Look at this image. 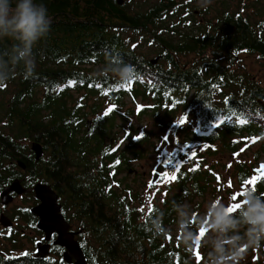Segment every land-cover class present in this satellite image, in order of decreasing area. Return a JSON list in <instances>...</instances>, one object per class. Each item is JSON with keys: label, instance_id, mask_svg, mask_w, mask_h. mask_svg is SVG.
<instances>
[{"label": "trees", "instance_id": "1", "mask_svg": "<svg viewBox=\"0 0 264 264\" xmlns=\"http://www.w3.org/2000/svg\"><path fill=\"white\" fill-rule=\"evenodd\" d=\"M200 1L37 0L48 8L51 30L34 48L35 74L25 79L20 66L0 85V117L10 133L0 132V140L13 147L21 137L41 144L43 159L36 163L31 155L29 173L44 167L45 182L53 188L60 182L62 214L79 232L88 264H203L206 248L187 251L171 236L177 226L171 206L198 208L223 185L209 159L238 153L240 141H264V84L240 61L245 56L264 62V0L196 6ZM194 10L202 19L199 34L187 30ZM138 37L157 54L155 64L133 46ZM11 43L0 41V50ZM192 53L194 60L182 63ZM109 56L132 65L137 78L122 87L110 73L97 76ZM134 105L139 118L157 111L179 117L174 125L162 123V132L171 127L175 133L184 117H195L197 131L178 129L185 138L161 163L162 172L177 179L158 205L140 200L121 177L143 158L150 138L129 122ZM260 149L264 153V145ZM192 153L195 159L183 160ZM234 174L241 186L249 178L244 164H236ZM255 191L264 196V180ZM158 210L165 212L166 235L149 230ZM52 255L8 253L0 255V264H65Z\"/></svg>", "mask_w": 264, "mask_h": 264}, {"label": "clouds", "instance_id": "2", "mask_svg": "<svg viewBox=\"0 0 264 264\" xmlns=\"http://www.w3.org/2000/svg\"><path fill=\"white\" fill-rule=\"evenodd\" d=\"M202 3L206 6L211 0H202ZM50 30L51 18L44 3L0 0V41H12L10 47L0 50V85L20 66L25 79L35 74L34 48ZM106 61L97 76L110 73L122 86L137 78L134 67L119 57L109 56ZM229 207L222 201H209L205 212L197 216L186 202H173L171 206L177 217V240L187 251L206 248L203 264H240L247 250L264 242V196L249 189L237 210L229 211ZM164 216L165 212L158 210L150 220L149 230L155 235L168 233L163 225Z\"/></svg>", "mask_w": 264, "mask_h": 264}, {"label": "rangeland", "instance_id": "3", "mask_svg": "<svg viewBox=\"0 0 264 264\" xmlns=\"http://www.w3.org/2000/svg\"><path fill=\"white\" fill-rule=\"evenodd\" d=\"M143 4L146 1H150V3H154L156 0H141ZM213 1H211L208 5H213ZM203 5L202 2H196V6ZM199 16H195L190 22L188 26V30L199 28V25L202 23H197ZM199 34V30L198 33ZM131 34H128L126 37L131 38ZM134 38V37H133ZM132 39V38H131ZM138 40L133 44L139 46V51L142 57H145L148 60H154L157 54H154V51L148 49L149 46L144 44L143 40ZM141 39V38H140ZM183 58V57H182ZM193 56H187V58L182 59V63L189 64L193 61ZM242 66L244 67L246 73L256 79L261 84H264V62L259 60L257 57H241L240 59ZM140 102V101H139ZM143 107H147L149 102H141L138 104ZM136 105L130 106L129 110H132L133 116H130L129 122L131 121V125L133 127H138L140 133L146 132L148 134V148L144 153L143 158L141 160L135 161L131 164V168L124 172L121 176L124 180V184H127L128 187H131L133 192L138 195L140 200L143 202H147L149 206L160 204L161 200L164 197L166 187L170 186V182H168L165 178L155 184L153 187L148 189V184L150 182L151 176L154 172H159L161 175L166 173L167 170L162 172L161 163L167 160L170 157L171 152L175 149L174 146L180 143L182 139L185 138L182 132H178V129L186 128L192 131L195 130V117L192 113L188 114L183 118L185 123H181V126L176 129L177 132L174 133L171 127L162 132V123H167L170 125H174L178 122L179 117L174 120H171L169 117H164L162 111H157V115L145 116L139 118L137 115V111L139 109L135 108ZM126 109H124L125 111ZM150 111V110H148ZM1 118L0 127H3V131L7 130L6 124L7 120L5 118ZM128 122V123H129ZM127 122L125 121V124ZM125 124L123 127L125 128ZM6 128V129H5ZM176 138V139H175ZM239 150L238 153L234 155L229 154H216L214 157L210 158L209 161L213 163L215 166V174L220 178V183L223 182V185L219 188V192L211 191L200 201V206L198 208H193V205H190L193 211L197 216L202 215L206 210V205L209 201H222L228 206H232L235 203H240L242 200V196L240 193H245L252 186L247 185L246 183L243 186L238 185L236 182L234 168L236 164H244L249 172L248 180H251L254 176L259 177L254 173V170L259 169L261 166H264V153H262L260 147L264 145L263 142H258L257 144L252 141H240L239 142ZM191 158V154L186 155L183 158L184 161H188ZM231 166V167H229ZM128 171H132V174H128ZM145 173L146 177H143L142 174ZM247 180V181H248ZM229 182H231V187H229ZM233 195H237V200L233 201L231 197ZM17 204H21L18 202ZM16 204V206H17ZM171 236H177V226L171 227ZM4 235L0 234V252H4L6 247L3 242H5L2 238ZM25 236L28 238L29 236L35 238V235H29L26 232ZM25 237V238H26ZM24 246V250L32 249V245L30 242L23 239L21 241ZM261 247H256L253 249H249L245 252L244 258L240 261V264H264V242H262ZM196 250H200V247L195 248ZM33 251V249H32Z\"/></svg>", "mask_w": 264, "mask_h": 264}, {"label": "flooded vegetation", "instance_id": "4", "mask_svg": "<svg viewBox=\"0 0 264 264\" xmlns=\"http://www.w3.org/2000/svg\"><path fill=\"white\" fill-rule=\"evenodd\" d=\"M117 1L123 2V0ZM193 13L194 16H199L197 23H202V19L200 18V15H198V10H194ZM193 32L194 34H197L198 30L195 29ZM189 56H193V53L189 54ZM154 59H156V57ZM7 125L8 123L6 124V127ZM0 129V132L4 135H10L8 129L5 130V132L3 131V127H0ZM3 142L0 140V218L1 216L7 218L11 223V227L4 228L0 223V234L4 235L2 239L5 241L3 244L6 246L3 247L5 251L0 252V255L4 257L8 253L12 255L27 254L34 258L42 259L37 256V247L39 245H47L49 247V256L57 254L62 260V255L65 249L62 246L54 245L58 235L54 233L48 238V240H46V235L37 228L38 219L30 212L40 204V202L35 199V193L33 191L34 186L37 184L48 186L57 197L56 203L61 207V215L69 226V233L74 234L73 240L79 244V232L76 231L74 226L69 224L62 214L63 198L59 190L60 182L59 184L56 182V189L51 185L53 183L50 184L45 182L46 176L44 175V167H41L40 170H34L29 173L27 163L31 159V155L36 163H40L41 159H43L44 152L41 144L37 143L40 145L42 152L40 158L36 160L35 154L31 150V145L36 142H30L27 138L23 137H21V139L18 138L17 141H15L14 147L11 143L8 144V141ZM5 143L9 146L7 147L4 145ZM11 148H15V151ZM142 176L146 177V174L143 173ZM13 182H16L14 186L15 190L10 191V186ZM18 202L21 204H17ZM26 232H28L29 235L33 234L36 237L32 238L29 236L27 238L25 236ZM23 239L31 243L33 251L32 249H28L27 251L24 250L23 243L21 242Z\"/></svg>", "mask_w": 264, "mask_h": 264}, {"label": "water", "instance_id": "5", "mask_svg": "<svg viewBox=\"0 0 264 264\" xmlns=\"http://www.w3.org/2000/svg\"><path fill=\"white\" fill-rule=\"evenodd\" d=\"M117 3L118 5H122V1H117ZM156 61L157 59H154L152 64L156 63ZM89 126L90 123L88 122L87 128H89ZM31 150L34 152L36 160H38L42 152L40 145L33 143L31 145ZM261 171L262 168L260 167L259 169L254 170V173L260 176ZM128 174H132V171H128ZM160 179L161 174L159 172H154L148 184V189L157 184ZM15 184L16 182L12 183L10 191L15 190ZM33 191L35 193V199L39 201L40 204L33 208L30 212L38 219V230L42 231L46 235V240H48V238L54 233L58 235L54 245L62 246L65 249L62 255V260L66 264H88L79 244L73 240L74 234L69 233V226L61 215V207L56 203V195L48 186L41 184L35 185ZM0 223L4 228L11 227L10 221L3 216L0 218ZM37 256L42 259L49 256V247L47 245H39L37 247Z\"/></svg>", "mask_w": 264, "mask_h": 264}, {"label": "snow or ice", "instance_id": "6", "mask_svg": "<svg viewBox=\"0 0 264 264\" xmlns=\"http://www.w3.org/2000/svg\"><path fill=\"white\" fill-rule=\"evenodd\" d=\"M123 87V86H122ZM105 95H107V93H104ZM113 110V108L112 107H110V108H108L106 111H105V113H104V115L105 116H107L111 111ZM186 121H181V123L183 124V123H185ZM241 123H246V121H241ZM137 138H139V137H137ZM253 142H255V141H253ZM191 158L192 159H195L196 158V153H192L191 154ZM229 167H231V166H229ZM261 168H262V171H261V175L259 176V177H253L251 180H248V181H245V183L247 184V185H251L252 186V190L253 191H255V185L257 184V182L259 181V180H264V166H261ZM176 170H179V167L176 169ZM192 171H195L196 169L195 168H193V169H191ZM163 178H165L168 182H172V181H175L176 179H177V176L175 175V174H169V173H163ZM217 179H218V181L220 180V178L219 177H217ZM150 186H153V185H150ZM232 185H231V182H229V187H231ZM244 193H240V195H243ZM231 199L233 200V201H236L237 200V195H233L232 197H231ZM240 207V203H235V204H233L232 206H230L229 207V211H235V210H237L238 208ZM201 235H203V232L201 233ZM199 254L197 253V259L199 260Z\"/></svg>", "mask_w": 264, "mask_h": 264}]
</instances>
